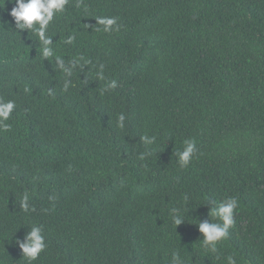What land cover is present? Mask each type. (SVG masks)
Masks as SVG:
<instances>
[{"label": "trees", "instance_id": "1", "mask_svg": "<svg viewBox=\"0 0 264 264\" xmlns=\"http://www.w3.org/2000/svg\"><path fill=\"white\" fill-rule=\"evenodd\" d=\"M98 16L119 30L95 31ZM14 27L0 8V102L16 104L0 129V264H28L15 239L33 224L47 248L32 264H264V0H68L47 59ZM57 56L80 61L71 77ZM186 138L199 151L181 168ZM230 196L235 224L210 252L196 223Z\"/></svg>", "mask_w": 264, "mask_h": 264}, {"label": "clouds", "instance_id": "2", "mask_svg": "<svg viewBox=\"0 0 264 264\" xmlns=\"http://www.w3.org/2000/svg\"><path fill=\"white\" fill-rule=\"evenodd\" d=\"M67 4L68 0H0V8L4 9L11 17L15 29L20 33L23 31H26L28 34L29 32H35L38 37L37 43L42 45L40 51L45 59L54 55V49L52 47L53 37L47 35L48 26L54 20L56 14L62 12ZM8 5H11V7L8 8ZM95 18L97 21V27L94 28L95 31L110 33L113 30H119L116 17L98 16ZM74 39L75 36L70 35L65 40V43L71 44ZM79 63V60H73L69 65H66L62 58L56 57L57 66L68 77H71L72 69L77 67ZM84 63L87 64L89 62L85 61ZM103 67V65H100L101 73L98 74H102ZM69 83L70 80H65V90L69 87ZM107 87L116 88L117 82L112 80ZM15 107L16 104L13 100L0 102V129L3 131H7L9 128L3 121L9 119ZM118 119L120 121V127H123L125 116L121 114ZM141 140L145 144L150 145L155 142V137L145 135L141 137ZM198 151L196 140L186 138L183 141V150L176 153L180 167H187L197 155ZM141 159H143V155ZM185 200H189L187 195L185 196ZM206 203L212 204L209 213L211 220L199 219V222L196 224L198 225L199 232L203 235V247L209 249L210 252H216L217 244L228 237L229 229L235 224V211L239 206L238 199L230 196L220 201L218 205H215L212 199H209ZM20 207L24 212L34 211V209H30L27 194L22 197ZM171 211L173 213V223L176 227L185 221V218L178 213L177 209H172ZM213 216H216L220 222H213ZM15 245L21 250L22 256L26 258L28 264H32L47 248L43 227L38 224L31 225L23 237H16ZM226 260L227 264H237L236 258L231 254L226 257ZM170 264H185V262L179 252L173 251Z\"/></svg>", "mask_w": 264, "mask_h": 264}]
</instances>
